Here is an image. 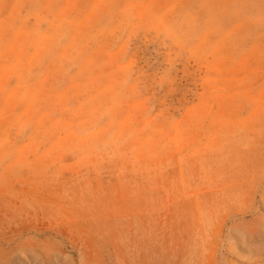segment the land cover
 I'll use <instances>...</instances> for the list:
<instances>
[{"label":"rangeland","instance_id":"rangeland-1","mask_svg":"<svg viewBox=\"0 0 264 264\" xmlns=\"http://www.w3.org/2000/svg\"><path fill=\"white\" fill-rule=\"evenodd\" d=\"M0 264H264V0H0Z\"/></svg>","mask_w":264,"mask_h":264}]
</instances>
